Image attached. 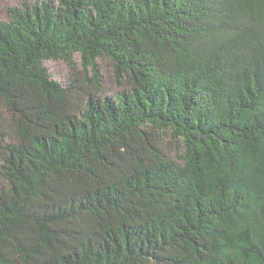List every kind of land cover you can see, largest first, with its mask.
Returning a JSON list of instances; mask_svg holds the SVG:
<instances>
[{
  "label": "trees",
  "instance_id": "1",
  "mask_svg": "<svg viewBox=\"0 0 264 264\" xmlns=\"http://www.w3.org/2000/svg\"><path fill=\"white\" fill-rule=\"evenodd\" d=\"M0 264H264V0L7 8Z\"/></svg>",
  "mask_w": 264,
  "mask_h": 264
},
{
  "label": "rangeland",
  "instance_id": "2",
  "mask_svg": "<svg viewBox=\"0 0 264 264\" xmlns=\"http://www.w3.org/2000/svg\"><path fill=\"white\" fill-rule=\"evenodd\" d=\"M40 0H0V19H6V10L9 7H20L24 2L34 3ZM75 60L80 67L79 55H75ZM45 67L48 69L53 78L64 82L69 76L68 65L61 59H48L44 61ZM110 87L115 88L111 83Z\"/></svg>",
  "mask_w": 264,
  "mask_h": 264
}]
</instances>
